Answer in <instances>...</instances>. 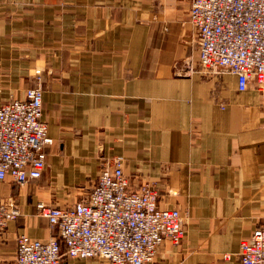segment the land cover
I'll return each instance as SVG.
<instances>
[{"label": "crops", "instance_id": "0c3cea01", "mask_svg": "<svg viewBox=\"0 0 264 264\" xmlns=\"http://www.w3.org/2000/svg\"><path fill=\"white\" fill-rule=\"evenodd\" d=\"M189 7L0 0V105L40 86L51 139L38 179L0 180V201L19 208L0 234V264H15L20 233L56 235L38 201L87 197L115 156L132 189L150 183L158 206L184 217L180 242H163L146 264H241L240 242L264 223V84L240 91L235 74L201 71Z\"/></svg>", "mask_w": 264, "mask_h": 264}, {"label": "built area", "instance_id": "2783aa9c", "mask_svg": "<svg viewBox=\"0 0 264 264\" xmlns=\"http://www.w3.org/2000/svg\"><path fill=\"white\" fill-rule=\"evenodd\" d=\"M187 20L197 32L201 71L235 74L240 91L253 79L264 84V0H190ZM41 115L39 87L0 105V180L9 177L21 185L41 176L51 142ZM157 196L146 181L132 189L122 158L115 156L87 197L66 206L36 203V213L56 235L41 240L20 233L15 264H61L63 258L152 262L163 242L176 245L184 234V217L158 206ZM18 214L13 201H0V234ZM236 256L241 264H264V223L240 242Z\"/></svg>", "mask_w": 264, "mask_h": 264}, {"label": "rangeland", "instance_id": "374dc122", "mask_svg": "<svg viewBox=\"0 0 264 264\" xmlns=\"http://www.w3.org/2000/svg\"><path fill=\"white\" fill-rule=\"evenodd\" d=\"M37 87H39L40 89H42L40 86H33V87H29V88H27V89L37 88Z\"/></svg>", "mask_w": 264, "mask_h": 264}]
</instances>
